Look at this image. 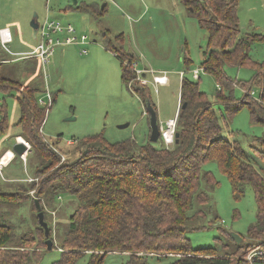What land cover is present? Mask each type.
<instances>
[{
  "label": "rangeland",
  "instance_id": "1",
  "mask_svg": "<svg viewBox=\"0 0 264 264\" xmlns=\"http://www.w3.org/2000/svg\"><path fill=\"white\" fill-rule=\"evenodd\" d=\"M236 12L240 35L255 32L263 36V40L251 45L249 56L254 62L264 63V0H237ZM33 13H36L38 23L47 14L63 24H71L77 34H85L89 39L86 54H80L74 45L56 47L45 70L35 57L20 56L21 61L16 59L13 63L4 64L7 68L16 67L15 78L21 86L38 78L34 70L39 67L41 87L44 89L47 86L56 97L41 125V135L51 152L58 150L64 158L66 155L74 158L79 140L96 134L108 142L124 139H132L138 144L146 142L150 132L149 114L145 109V100L121 81L120 60L116 53H122L131 56V64H136L141 78V74L145 73L143 79L146 84L142 85L138 77L136 82L147 87L149 94L146 89V100L155 107L158 125L165 127L167 120L178 115L181 107L178 105V92L182 79L179 73L184 72V77L197 82L198 88L212 102L222 138L231 142L236 140L255 160V167L264 172V144L256 142L263 135L264 126L253 123L246 106L259 100L260 86L252 82L256 69L253 64H225L223 71L233 83L231 88H223L221 93L213 73L202 70L199 71V79H193L192 70L202 67L207 34L182 0H76L75 4L73 0H0V27L12 25L13 39L7 48L13 55L23 51L31 53L37 44L29 26ZM2 48L0 59L11 58L10 52ZM159 73L166 76L165 83L153 82V75ZM15 96V90L0 91L8 124L6 136L18 133L19 111ZM235 102L240 103L238 108L233 106ZM70 117L72 119H68ZM177 120L178 116L175 131ZM7 144L11 148L14 138ZM153 144L165 147L159 139ZM36 152L32 148L26 159L32 172L35 164L39 167L46 157L45 154L39 160ZM20 164L23 165L17 156L10 170L17 171L16 179L22 178V181L9 185L4 180L6 170L0 173V185H3L0 186V225L11 226L15 242L23 235L29 237L31 242L27 245L30 251L42 254L38 264H55L61 258L60 241L67 230L68 217L74 210L75 201L64 194L54 201L39 203L49 228L48 239L52 242L51 248L47 249L33 201L38 199L34 198V189H29L31 182L23 185L27 171ZM202 170L209 171L218 182L211 194L218 218L205 229L188 231L187 238L194 249L212 247L223 253V245H230L225 230L243 235L241 243L246 241V229L255 220L253 193L246 187L244 196L235 200L217 159L205 161ZM44 175L41 177L44 178ZM25 189L28 190V197H25ZM212 217L207 215V225ZM250 254L246 256L247 260L252 257ZM161 255L147 256L139 261L142 260L143 264H167L173 260V256L158 258ZM127 258L117 252L109 253L102 264H125ZM241 258L245 259L244 255ZM87 259L85 255L74 264H85Z\"/></svg>",
  "mask_w": 264,
  "mask_h": 264
},
{
  "label": "trees",
  "instance_id": "2",
  "mask_svg": "<svg viewBox=\"0 0 264 264\" xmlns=\"http://www.w3.org/2000/svg\"><path fill=\"white\" fill-rule=\"evenodd\" d=\"M182 1L207 34L201 66L215 75L220 93L233 83L223 71L225 64L254 65L252 82L260 86V101L246 106L253 123L264 126V63L249 56L251 45L263 36L255 32L240 35L237 0ZM116 57L122 83L146 100L147 87L136 82L131 56L116 53ZM15 72L16 68L5 67L0 59V91L18 93L17 125L39 160L46 154L37 168L38 181L29 189H34L39 203L64 194L75 201L60 241L61 258L55 264H74L85 255V264H102L107 254L115 252L128 256L125 264H143L139 259L156 254H162L158 258L173 256L167 264H264V172L236 140L222 138L213 104L197 82L181 80V106L186 105L178 112L179 137L172 147L157 146L148 139L141 144L132 139L108 142L96 134L79 140L76 157L66 155L60 162L59 153L50 151L40 132L46 113L36 103L41 78L21 86ZM233 106L238 108L240 103ZM5 120L3 112L0 132L6 129ZM256 142L263 145V136ZM210 159L220 161L234 199L243 197L248 187L256 207L255 220L244 234L246 241L236 244L227 235L230 245H223V253L212 247L194 249L187 238L188 231L205 229L218 218L211 197L218 182L202 170ZM207 215L213 216L209 225ZM13 237L11 226L0 225V264H38L42 254L30 251L29 237L23 235L16 242ZM249 254L252 257L247 260Z\"/></svg>",
  "mask_w": 264,
  "mask_h": 264
},
{
  "label": "built area",
  "instance_id": "3",
  "mask_svg": "<svg viewBox=\"0 0 264 264\" xmlns=\"http://www.w3.org/2000/svg\"><path fill=\"white\" fill-rule=\"evenodd\" d=\"M12 34L10 29L8 28H1L0 29V45L7 51L10 52L7 48L8 45L12 42ZM37 44L35 49L31 53H27L25 57H35L42 65H46L51 56L53 55L55 48L60 45H74L77 46L79 51L83 54L87 52L86 45L89 43V39L85 34H77L75 28L67 23L63 24L56 19L49 18L46 16L43 21L39 24L38 31H37ZM134 68V67H133ZM135 69V68H134ZM203 68L199 67L192 70L191 75L193 79L199 78V71H202ZM136 71L137 77L139 78L142 84H146V81L140 77V72ZM154 73V72H152ZM180 77H184V72L179 73ZM167 80L164 73L154 74L153 75V82L157 84L165 83ZM260 101V100H258ZM38 103L49 107L51 104V96L48 90L44 91L38 98ZM169 119L166 121L165 127L159 126L160 131V141L165 145V147H170L175 142V125H176V118ZM16 142L23 143L26 148H29V144L23 140L21 137L15 138ZM25 155V154H24ZM24 155L20 157L24 158ZM60 155L61 162L64 160V156ZM5 155L0 159V166H3Z\"/></svg>",
  "mask_w": 264,
  "mask_h": 264
},
{
  "label": "crops",
  "instance_id": "4",
  "mask_svg": "<svg viewBox=\"0 0 264 264\" xmlns=\"http://www.w3.org/2000/svg\"><path fill=\"white\" fill-rule=\"evenodd\" d=\"M47 16V14L45 15V17ZM44 17V18H45ZM32 18V17H31ZM53 19V18H52ZM31 20V19H30ZM57 20V19H56ZM43 21V20H42ZM41 21V22H42ZM59 21V20H58ZM38 24H40V23H38ZM11 26L12 25H10V24H5L4 26H2V27H0V29L1 28H8V29H10V31H11ZM31 29V28H30ZM76 30V29H75ZM11 34H12V31H11ZM81 34V33H80ZM31 35H32V31H31ZM13 37V36H12ZM36 38H37V34H36ZM36 41H37V39H35ZM94 41V40H93ZM60 46H63V45H60ZM65 46H67V45H65ZM2 46L0 45V48H1ZM35 47H36V45H35ZM35 47L31 50V51H33L34 49H35ZM3 49V48H2ZM79 50V49H78ZM2 52V51H1ZM26 52V51H25ZM24 51L23 52H17V54L18 55H13V52L11 53H8V54H10L12 57L11 58H8V59H6V58H2L1 59V62L2 63H13V62H15L16 61V59L18 60V61H21V59H20V56H23V57H25L24 55L25 54H27V52L25 53ZM21 53H25V54H21ZM79 53L80 54H83V53H81L80 51H79ZM86 54V53H85ZM203 57H204V53H203ZM3 59H6V60H3ZM203 59V58H202ZM38 60V59H37ZM17 61V62H18ZM39 62V61H38ZM40 63V62H39ZM49 63V62H48ZM47 63V64H48ZM47 64L46 65H42V67L44 68V70H45V67L47 66ZM135 69H137V66H136V64H131ZM14 68H16V67H14ZM199 68V67H198ZM201 68H203V67H201ZM17 70V69H16ZM181 72V71H180ZM38 73V76H40V74H41V72H40V68L38 67L37 68V70L35 69V74H37ZM141 76L144 78L145 77V73H142L141 74ZM46 78V77H45ZM199 79V78H198ZM182 80V79H181ZM181 80H180V83H181ZM180 83H179V92H178V94H179V100H178V105H181V99H180ZM45 90H48V88H47V86L43 89V87H41V91L40 92H38L37 93V95H36V103L40 106V107H42V108H44V109H46V111H47V109L49 108V107H46V106H43V105H41V104H39L38 103V98L42 95V94H44V91ZM49 91V90H48ZM16 92V91H15ZM49 93H50V96H51V104H50V106L54 103L53 102V97H55V96H53L52 94H51V92L49 91ZM17 96H18V93L16 92V96L14 97L15 98V100H16V102H17ZM55 100H56V97H55ZM53 102V103H52ZM17 105H18V103H17ZM179 108H180V106H179ZM146 109V108H145ZM18 111H19V108H18ZM147 111V110H146ZM3 112H5V114H6V111H5V108H4V100H2V101H0V114H2ZM18 119H19V116H18ZM5 122H6V120H5ZM6 124V129L5 130H3V131H1L0 132V159L5 155V160H4V165L3 166H0V173L2 172V170H6V174H7V176L6 177H4V180H6L8 183H9V185H11L12 183H14V181H22V180H20V179H22V178H18V179H16V177H18V174H17V171L16 172H12L11 170H10V165H11V163L16 159V157L17 156H19V155H17L16 156V153L13 151V145L15 144V143H19V142H16V140H15V138L16 137H21L23 140H25L27 143H28V141L25 139V137L22 135V133H21V128L16 124V126H17V128H18V133L17 134H15V135H13V136H10V135H8V133H6L8 136H6L5 135V132H6V130H7V128H8V124L7 123H5ZM148 129H150L149 128V125H148ZM40 132H41V130H40ZM11 138H14V144L12 145V147L11 148H9V146H10V144L8 145L7 144V142L11 139ZM148 139V138H147ZM159 139H160V136H159ZM69 143L71 144L72 143V141H69ZM162 143V142H161ZM23 144V143H22ZM29 144V143H28ZM173 145H171L170 147H172ZM167 148H169V147H167ZM31 150H32V147H31V145L29 144V148L27 149V151L25 152V153H23L22 155H24V158H22V157H20L19 156V159H20V162H22L23 163V165L22 164H20L21 166H24V168H26V171H27V178H24V182H23V185H27V182H37V177H38V173H37V168H38V164H35L36 166H35V168H34V172H32V170H31V166L30 165H28L27 166V164H26V159H27V156H29L30 154H31ZM16 156V157H15ZM17 165V164H16ZM33 169V168H32ZM18 171H19V169H18ZM18 184H22V182H17ZM0 186H3V185H0ZM32 200V199H31Z\"/></svg>",
  "mask_w": 264,
  "mask_h": 264
},
{
  "label": "water",
  "instance_id": "5",
  "mask_svg": "<svg viewBox=\"0 0 264 264\" xmlns=\"http://www.w3.org/2000/svg\"><path fill=\"white\" fill-rule=\"evenodd\" d=\"M76 3V0H73V4ZM29 26L31 28L32 31V38L36 39V34L38 31V27L39 24L37 22V15L36 13H33L32 18L29 22ZM185 103L182 104L181 108L183 109L185 107ZM145 108L149 114V128H150V132H149V136H148V141L150 143H155L158 141L159 136H160V131H159V126L157 124V117H156V112L153 109V107L151 106V104L149 103L148 100H145ZM68 119H72L71 117ZM263 138H264V133H263ZM178 137H179V133L175 132V143L178 142ZM13 151L16 153V155L21 156L23 153H25L27 151V148L24 144L22 143H15L13 145ZM36 209L38 210V214H37V218H38V223L39 226L43 229L44 232V237L46 238V245H47V249L51 248L52 242L48 239V235H49V228L46 224V222L43 219V213L40 211V206H39V200H35L34 202ZM226 234L231 237V239L233 241H235L236 244H239L242 240V237L232 231H226Z\"/></svg>",
  "mask_w": 264,
  "mask_h": 264
},
{
  "label": "bare ground",
  "instance_id": "6",
  "mask_svg": "<svg viewBox=\"0 0 264 264\" xmlns=\"http://www.w3.org/2000/svg\"><path fill=\"white\" fill-rule=\"evenodd\" d=\"M57 153H59L57 150H55ZM60 154V153H59Z\"/></svg>",
  "mask_w": 264,
  "mask_h": 264
}]
</instances>
